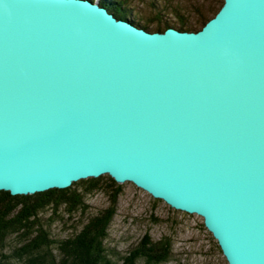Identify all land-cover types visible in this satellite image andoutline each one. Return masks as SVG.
<instances>
[{
  "label": "water",
  "instance_id": "water-1",
  "mask_svg": "<svg viewBox=\"0 0 264 264\" xmlns=\"http://www.w3.org/2000/svg\"><path fill=\"white\" fill-rule=\"evenodd\" d=\"M101 175L264 264V0L162 32L98 0H0V190Z\"/></svg>",
  "mask_w": 264,
  "mask_h": 264
},
{
  "label": "rangeland",
  "instance_id": "rangeland-1",
  "mask_svg": "<svg viewBox=\"0 0 264 264\" xmlns=\"http://www.w3.org/2000/svg\"><path fill=\"white\" fill-rule=\"evenodd\" d=\"M132 16L141 24H153L161 16L172 20L173 13L179 12L187 21L197 19L199 13L208 17L220 0H125ZM160 14H158V13ZM153 22V23H152ZM119 194L113 203L110 197V184L103 180L97 190L87 193L82 186L75 185L74 190L81 194L84 205L69 216L63 207L57 210L56 221L51 224L49 234L60 240L71 236L93 215L103 209L114 206L115 213L107 228L104 247L112 264H123V256L140 244L145 233L152 241L167 237L172 249L169 259L161 264H227L216 240L204 227L202 217L174 209L160 199L153 198L143 189L129 181L118 183ZM19 206L16 207L17 210ZM50 207L40 210L39 217L52 218ZM0 253L9 252L8 242ZM139 260L137 264H142ZM5 264H25L22 260H7Z\"/></svg>",
  "mask_w": 264,
  "mask_h": 264
},
{
  "label": "trees",
  "instance_id": "trees-1",
  "mask_svg": "<svg viewBox=\"0 0 264 264\" xmlns=\"http://www.w3.org/2000/svg\"><path fill=\"white\" fill-rule=\"evenodd\" d=\"M98 3L116 18L127 19L150 31V24H141L132 16L125 0H98ZM222 4L223 0L218 1L215 10L208 17L201 12L196 20L187 21L181 18L182 14L174 12L172 20L163 21L161 16L151 27L159 32L170 26L183 31H198L217 13ZM103 180L110 184V197L114 203L119 194V184L108 175L81 179L66 188H52L34 194L12 195L0 190V250L6 247V240L12 237L8 242L9 252L0 253V264L11 259H20L25 264H112L103 244L115 213L112 205L87 219L71 236L57 240L49 234L51 224L59 217L56 214L58 209L63 207L67 216L77 208L82 209L83 198L74 190V186H82L85 192L90 193L97 190ZM17 206L19 208L14 210ZM47 207L53 210L54 216L40 218V210ZM171 249L169 238L152 241L150 235L145 233L140 244L123 256V264H137L139 260L143 261L142 264H161L169 259Z\"/></svg>",
  "mask_w": 264,
  "mask_h": 264
}]
</instances>
